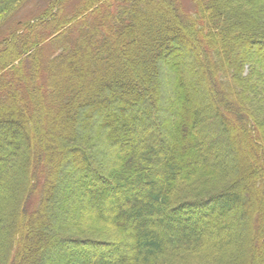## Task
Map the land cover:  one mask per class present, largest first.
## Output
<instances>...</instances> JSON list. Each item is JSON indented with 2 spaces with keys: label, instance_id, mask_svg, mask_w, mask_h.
Wrapping results in <instances>:
<instances>
[{
  "label": "trees",
  "instance_id": "obj_1",
  "mask_svg": "<svg viewBox=\"0 0 264 264\" xmlns=\"http://www.w3.org/2000/svg\"><path fill=\"white\" fill-rule=\"evenodd\" d=\"M192 2L0 0V264H264V0Z\"/></svg>",
  "mask_w": 264,
  "mask_h": 264
},
{
  "label": "rangeland",
  "instance_id": "obj_2",
  "mask_svg": "<svg viewBox=\"0 0 264 264\" xmlns=\"http://www.w3.org/2000/svg\"><path fill=\"white\" fill-rule=\"evenodd\" d=\"M179 5L181 7V10L183 11L184 15H186V17L188 16H194V15H190L192 14V12L194 11V4L192 2V0H179ZM164 7V17L166 19H169L170 18V14L168 13V11L166 10V7ZM16 7L13 6L11 7L10 9H8L7 11H3L0 13V33L1 32H4V28L5 27H10L11 23H12V14H13V10L15 9ZM36 7L35 6H32L30 9H35ZM11 17V18H10ZM149 26L146 27V26H142L140 28V30L146 32V31H151L152 28L155 27V24L153 21H150L149 23ZM142 38V37H141ZM11 40H14L16 41V39L14 37H10ZM143 50L142 48L140 47H137L136 50H135V53L138 57V59H141V54H142ZM179 58H176V67L179 68L181 66V62H179ZM149 62H153V58H150L149 59ZM152 65V64H151ZM151 65L148 66V70L149 72H151ZM186 69H187V72L188 74H186L187 76H189L190 74V69H189V65H186ZM181 68V67H180ZM84 69V64H81L79 67L75 68L72 70V78H63L64 80V87L59 91L58 95H57V99H60L62 97V94L64 91H66V89L69 88L70 86V79H77L79 77V75L81 74L82 70ZM198 71L200 70H196L193 74V82H190L189 83V86L191 87L192 91H195L196 90H202V84H201V80L200 78L198 77ZM93 77H91V79H89L90 81L93 82ZM191 79V80H192ZM98 86H99V83H95V85L93 86V89H92V95H95L97 93V90H98ZM208 86V85H207ZM215 95H216V98L212 96V98H214V101L216 99H219V96H217V92L215 91ZM190 103L191 105L193 106V104H195V101L194 99L191 98L190 100ZM204 109V108H203ZM199 112L198 111H191V115H190V118L191 120H194L195 121H198L199 120ZM72 124V119H69L68 117V114L65 113L63 114L62 116H60V118H58L55 122L53 121L52 123H50L48 126H46V139L48 141H51L52 138L54 137L55 135V131H67L68 127H70V125ZM179 144L181 146H184L182 149L186 151V148L185 146L188 145V140L185 139L184 136L180 135V138H179ZM261 142H264V132L262 131V138L259 139L258 143H261ZM232 143H233V150L231 151V154H234L237 150H241L243 153L244 151L246 152V149L247 148H250L251 145L250 143H248L247 145L245 144V141H244V138L243 137H237L236 140H232ZM246 154V153H245ZM240 166L244 168V163H241L240 162ZM189 167H192V165H189ZM263 170V169H261ZM264 173V170L262 171ZM79 197V196H77ZM60 201V199H58V202ZM51 211H47V214H49ZM71 213V212H70ZM43 223L45 225H48L49 223L51 224V222L44 218V221ZM41 236V232L40 231H37L34 236H32V241H34L36 238L40 237ZM256 245V244H255ZM256 247V246H255ZM33 248L35 249V246H33ZM32 248V249H33ZM258 248V247H257ZM28 258H26V262H28Z\"/></svg>",
  "mask_w": 264,
  "mask_h": 264
}]
</instances>
